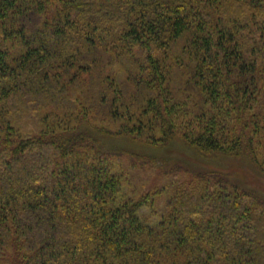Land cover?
<instances>
[{
    "label": "trees",
    "instance_id": "16d2710c",
    "mask_svg": "<svg viewBox=\"0 0 264 264\" xmlns=\"http://www.w3.org/2000/svg\"><path fill=\"white\" fill-rule=\"evenodd\" d=\"M171 147L264 175V0H0V264H264L224 168L140 218L106 157Z\"/></svg>",
    "mask_w": 264,
    "mask_h": 264
},
{
    "label": "rangeland",
    "instance_id": "374dc122",
    "mask_svg": "<svg viewBox=\"0 0 264 264\" xmlns=\"http://www.w3.org/2000/svg\"><path fill=\"white\" fill-rule=\"evenodd\" d=\"M175 50L176 46L173 47L172 51ZM109 71L117 82L126 74L117 65L109 67ZM91 116L92 114H89V117ZM91 119L97 124L109 125L114 129L117 126L112 121ZM138 153L141 155L119 154L108 156L106 159L112 172L120 177L125 196L138 198L148 193L149 202H153V207L143 205L139 208L138 215L150 226L158 224L160 216L165 211L167 201L175 193L179 184L185 181L183 184L186 185L187 180L191 179L187 173L183 172L185 169L224 168L240 186L255 188L264 194V175L257 173L251 166L244 164L242 161L233 159L203 161L188 152L185 153L184 150L171 147L163 153L157 152L154 163H150L147 161V155H143L140 151Z\"/></svg>",
    "mask_w": 264,
    "mask_h": 264
}]
</instances>
